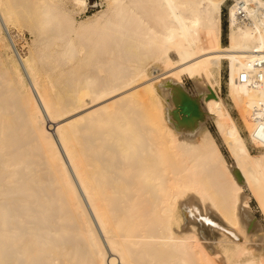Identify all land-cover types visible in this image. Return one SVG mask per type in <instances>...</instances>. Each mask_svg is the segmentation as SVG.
Segmentation results:
<instances>
[{
	"label": "bare ground",
	"instance_id": "1",
	"mask_svg": "<svg viewBox=\"0 0 264 264\" xmlns=\"http://www.w3.org/2000/svg\"><path fill=\"white\" fill-rule=\"evenodd\" d=\"M105 1L0 0V264H264V0Z\"/></svg>",
	"mask_w": 264,
	"mask_h": 264
},
{
	"label": "rangeland",
	"instance_id": "2",
	"mask_svg": "<svg viewBox=\"0 0 264 264\" xmlns=\"http://www.w3.org/2000/svg\"><path fill=\"white\" fill-rule=\"evenodd\" d=\"M106 8V1L105 0H87V7L85 9V11L83 9H81V13L78 12V15L76 14V20L77 21H83L86 20V18L89 17H93L94 15L98 14L100 11H102L103 9ZM84 11V12H83ZM222 20H223V43L227 44L228 39H227V33H228V5L223 7V11H222ZM23 29L21 28H15L13 27L11 29V33L14 36V38L16 39V44L18 46L19 51L23 54V55H28L30 47L32 46V42H33V36L32 34L29 32V30L25 27H23ZM21 31V32H20ZM172 59L175 61L177 60L176 56L172 55ZM160 69V68H159ZM155 71V70H153ZM157 74L153 73L152 77L158 76L160 75L161 69L158 70ZM221 88L218 89L220 91V95L222 96V98L226 101V103L228 104V107L231 111V114L234 116L236 122L238 123V126L240 127V131L241 134L246 138V140L248 141L249 139V134L248 131L246 130V128L244 127V124L241 119V116L239 114V112L234 108L232 102L230 101V99L227 97V80H228V72H227V64L225 63L222 67V72H221ZM183 81L185 84V87H187V90H189L191 93L195 92V88H196V81L197 83H200L201 80H194L193 79H189L188 76H183ZM241 119V120H240ZM207 127L212 130L214 136L217 139V142L219 143L222 152L225 156V158L227 159V161L229 163H233L234 162V158L231 154V152L227 149V147L223 144L220 136L217 133L216 127L213 123V121L209 120L207 122ZM247 131V132H246ZM219 136V137H218ZM249 148L251 150V152L253 154H257L258 150L255 146H253L252 143H248ZM250 205L252 208V214L257 218V220L262 224L263 230L260 233L261 235L264 236V214L256 200V198L251 194V199H250ZM207 236H210V233L208 231H205Z\"/></svg>",
	"mask_w": 264,
	"mask_h": 264
},
{
	"label": "water",
	"instance_id": "3",
	"mask_svg": "<svg viewBox=\"0 0 264 264\" xmlns=\"http://www.w3.org/2000/svg\"><path fill=\"white\" fill-rule=\"evenodd\" d=\"M175 109L173 110V116L176 120L180 121V116L184 121H189L192 117H200L201 111L198 103L192 99L187 93L181 92L179 101L175 103ZM237 179L240 181L241 176L235 171Z\"/></svg>",
	"mask_w": 264,
	"mask_h": 264
},
{
	"label": "built area",
	"instance_id": "4",
	"mask_svg": "<svg viewBox=\"0 0 264 264\" xmlns=\"http://www.w3.org/2000/svg\"><path fill=\"white\" fill-rule=\"evenodd\" d=\"M264 72V61L257 65Z\"/></svg>",
	"mask_w": 264,
	"mask_h": 264
}]
</instances>
